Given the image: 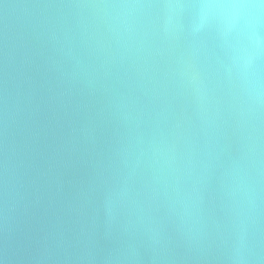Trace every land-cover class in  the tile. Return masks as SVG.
Here are the masks:
<instances>
[{"label": "water", "instance_id": "1", "mask_svg": "<svg viewBox=\"0 0 264 264\" xmlns=\"http://www.w3.org/2000/svg\"><path fill=\"white\" fill-rule=\"evenodd\" d=\"M227 2L0 0V264L264 254V21Z\"/></svg>", "mask_w": 264, "mask_h": 264}, {"label": "clouds", "instance_id": "2", "mask_svg": "<svg viewBox=\"0 0 264 264\" xmlns=\"http://www.w3.org/2000/svg\"><path fill=\"white\" fill-rule=\"evenodd\" d=\"M126 7L136 8L143 5H126ZM203 7L224 9L232 15H243L248 18L249 23L258 26L264 21V0L254 2V0H230L227 3L205 4ZM244 219L253 227L257 223L256 208L250 206L243 213ZM260 245L251 238L241 239L237 249V255L232 257L234 264H264V254L257 251Z\"/></svg>", "mask_w": 264, "mask_h": 264}]
</instances>
